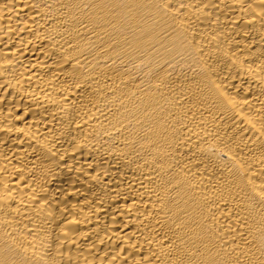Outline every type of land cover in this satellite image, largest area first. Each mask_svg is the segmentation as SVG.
Here are the masks:
<instances>
[{
    "label": "bare ground",
    "instance_id": "6f19581e",
    "mask_svg": "<svg viewBox=\"0 0 264 264\" xmlns=\"http://www.w3.org/2000/svg\"><path fill=\"white\" fill-rule=\"evenodd\" d=\"M0 264H264V0H0Z\"/></svg>",
    "mask_w": 264,
    "mask_h": 264
}]
</instances>
